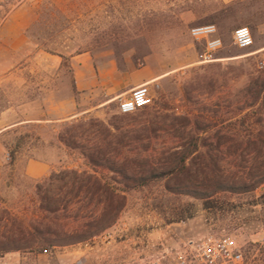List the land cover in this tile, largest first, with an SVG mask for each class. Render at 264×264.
I'll list each match as a JSON object with an SVG mask.
<instances>
[{"label": "rangeland", "instance_id": "374dc122", "mask_svg": "<svg viewBox=\"0 0 264 264\" xmlns=\"http://www.w3.org/2000/svg\"><path fill=\"white\" fill-rule=\"evenodd\" d=\"M208 24L216 25L223 43L212 62L204 61L205 43L190 33ZM240 27L252 31L254 44L248 49L234 43ZM84 53L126 75L147 68L163 76L149 85L152 104L123 115L114 103L68 121L18 125L0 135L7 154L0 249L23 244L35 227L73 229L78 209L91 203L90 196L72 201L76 206L68 211L50 214L45 208L55 205L47 200L59 199L67 188L60 178L46 180L69 169L92 173L84 156L97 150L119 153L131 174L154 170L165 176L124 193V208L108 229L111 241L104 231L86 243L44 253H0V264H74L79 259L132 264L142 254L136 249L148 243L175 246L211 234L235 239L247 264H264L259 242L264 185L241 194L219 192L211 208L187 194L214 192L217 179L254 181L263 173L264 0H0V128L48 115L51 104L60 107L52 110L59 116L95 104L71 85V58ZM51 67H59L52 89L46 72ZM197 139L199 152L188 160L187 171L177 174L179 155ZM30 161L50 165L48 175L27 177Z\"/></svg>", "mask_w": 264, "mask_h": 264}, {"label": "trees", "instance_id": "16d2710c", "mask_svg": "<svg viewBox=\"0 0 264 264\" xmlns=\"http://www.w3.org/2000/svg\"><path fill=\"white\" fill-rule=\"evenodd\" d=\"M61 142L66 141L61 138ZM262 143L264 144V140ZM200 148L201 144L197 139L193 141L191 150L179 155V168L178 171H176L177 174L187 171L188 160L193 155L197 154ZM84 157L91 166L93 170L92 173L69 169L59 173L54 172L46 180L48 182H53L56 178H60L61 181L65 182L67 188L64 196L62 195L63 190H61L59 199L47 200V203L55 205L53 208H45V211L50 214L57 215L62 209L68 211L72 206H76L72 201L76 200L79 202L90 196L91 203L87 204L84 209H78L76 218L74 219L73 229L71 231H66L63 225H59V227H61V232H57L52 231L48 226L44 228L35 227L33 228V232H29L28 235L24 236L25 239L23 240V244L0 249V253H7L13 250L19 251L22 249L38 250V252L44 253L56 247L86 243L95 236L108 230L116 223L125 205L124 193L132 189L144 187L165 176V173L156 172L154 170L147 171L143 174H131L125 163H120L121 158L119 157V153L97 150ZM100 169L102 171L108 170L109 174L112 173L115 177H108V175L103 174L100 175L99 171H97ZM205 180L208 179L206 178ZM242 180L243 181L240 182H234L229 180L219 181L217 179L215 181L214 192L188 191L187 194L204 200L205 207L211 208L214 206L213 197L219 192L241 194L254 191L264 185V169L262 175L254 181H248L247 179ZM188 218L190 217H180L177 220L184 221Z\"/></svg>", "mask_w": 264, "mask_h": 264}, {"label": "built area", "instance_id": "2783aa9c", "mask_svg": "<svg viewBox=\"0 0 264 264\" xmlns=\"http://www.w3.org/2000/svg\"><path fill=\"white\" fill-rule=\"evenodd\" d=\"M190 33L194 40L205 43L204 61H214L215 54L223 47L216 25L193 27ZM233 40L240 49H248L254 44L252 31L248 27L236 29ZM261 65L264 67V62ZM152 101L149 85L144 84L132 89L128 96L120 97L117 109L120 114H132L148 107ZM104 238L106 241H111L112 231L106 230ZM259 242L264 246V238ZM140 248L142 254L138 261H132V264H247L241 246L235 239L226 235L211 234L201 238H187L175 246L148 243L136 250L139 252ZM74 264H84V260L79 259Z\"/></svg>", "mask_w": 264, "mask_h": 264}, {"label": "crops", "instance_id": "0c3cea01", "mask_svg": "<svg viewBox=\"0 0 264 264\" xmlns=\"http://www.w3.org/2000/svg\"><path fill=\"white\" fill-rule=\"evenodd\" d=\"M72 77L71 85L76 93L87 97L91 101H95L89 107L82 108L79 111H73L66 115L59 116L57 112L52 111L60 108L51 104L48 115H40L37 117L27 118L17 124H6L0 128V135L11 130L15 126L28 124H54L58 122L68 121L79 115L91 113L93 110L104 108L105 106L117 103L120 97L128 96L132 89L144 84H153L159 81L163 76H158L147 68H138L126 75L121 73L112 63L99 64L91 55L84 53L71 58ZM51 74V89L55 80L58 82L59 67H51L46 69ZM101 98V99H99ZM90 101V102H91ZM63 107V105H61ZM54 114H56L54 116ZM0 119H4L0 117ZM5 146L0 143V186L5 178L7 170L4 163L6 157ZM51 167L47 163L30 161L25 169V175L32 179H39L47 176Z\"/></svg>", "mask_w": 264, "mask_h": 264}]
</instances>
